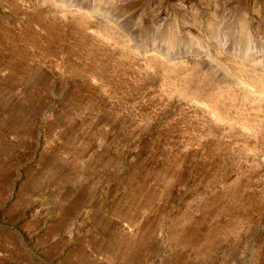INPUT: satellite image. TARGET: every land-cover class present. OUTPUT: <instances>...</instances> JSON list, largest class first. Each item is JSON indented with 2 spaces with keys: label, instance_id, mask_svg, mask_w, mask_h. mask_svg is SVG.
<instances>
[{
  "label": "rangeland",
  "instance_id": "374dc122",
  "mask_svg": "<svg viewBox=\"0 0 264 264\" xmlns=\"http://www.w3.org/2000/svg\"><path fill=\"white\" fill-rule=\"evenodd\" d=\"M263 93L264 0H0V264H264Z\"/></svg>",
  "mask_w": 264,
  "mask_h": 264
},
{
  "label": "bare ground",
  "instance_id": "6f19581e",
  "mask_svg": "<svg viewBox=\"0 0 264 264\" xmlns=\"http://www.w3.org/2000/svg\"><path fill=\"white\" fill-rule=\"evenodd\" d=\"M263 94H264V93H263ZM205 99H206V98H205ZM211 104H212V103H211ZM211 104H210V105H211ZM214 114H215V113H214ZM216 116H217V115H216ZM224 117H225V116H224ZM188 242H189V241H188Z\"/></svg>",
  "mask_w": 264,
  "mask_h": 264
}]
</instances>
